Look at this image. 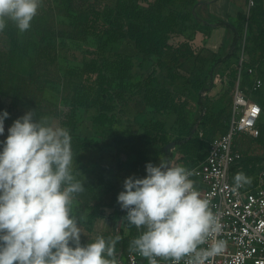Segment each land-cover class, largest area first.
I'll list each match as a JSON object with an SVG mask.
<instances>
[{
  "label": "trees",
  "instance_id": "obj_1",
  "mask_svg": "<svg viewBox=\"0 0 264 264\" xmlns=\"http://www.w3.org/2000/svg\"><path fill=\"white\" fill-rule=\"evenodd\" d=\"M45 3V19L41 21L36 18L30 26L37 32L38 41L33 43L32 55L28 59V71L21 73L6 67V63L0 61V110H7L10 114L5 120V134L0 136V140L5 139L7 128L19 117L18 106L23 104L33 107L37 118H57L60 126L69 129L75 174V167L87 161V150L97 145L94 139L79 134L78 113L91 109V124L102 132L112 134L109 142L116 146L113 157L117 159L119 167L131 153L140 155L137 143L144 142H161L160 153L167 163L170 148L177 140L183 148L185 156L182 161L188 165L187 168L193 167L198 160L203 159L206 151L199 158L196 154L199 139L206 138V133H203L202 137L192 138L194 124L189 125L186 120V110L191 108V103L183 93L172 89L177 80L188 81L190 88L197 91L199 100L200 93L209 89L202 72H193L186 78L173 66L180 56L187 58L195 53L196 47L178 40L191 21L190 8L195 6V0H46ZM56 16L62 17L63 20L58 21ZM215 24L231 31L229 51L223 60L240 51L242 32L246 27L248 34L245 42L254 45L260 57L254 60L250 56V47H243L248 59L230 70L231 88L234 86L239 66L244 70L243 84L251 87L252 80L246 69L255 67L262 85L251 91L255 95H250L259 102L256 94L264 83L261 72L264 66L262 0H255V5L248 15L239 14L237 25L233 26L221 20H216ZM3 31L1 33H4ZM11 35V39L16 36L14 32ZM25 39L27 43L31 40L29 29L26 30ZM66 40L79 50L82 60L77 66L61 71L58 58ZM2 56L4 57V54L0 51V57ZM194 58L200 63L205 61L201 51L196 52ZM135 60L138 78L133 71ZM153 60L155 66L144 73V64ZM158 71L164 72L165 83L159 81ZM49 86L59 87L62 107L44 96L45 89ZM139 103L153 113L175 115V123L181 128V132L188 131L187 137L169 141L163 123L152 119L143 125L144 131L137 140L132 135H127L126 131L115 129L116 125L121 124V118L130 112L131 104ZM208 120V129L216 127L220 134L227 131V122L218 123L212 117ZM263 128H259L256 137L244 133L234 137L233 148L243 155L241 165L252 159L249 156L252 152H249L248 145H244L248 141L261 143ZM245 135L249 136L248 140ZM90 174L92 173L89 172ZM133 175L138 178L146 175L140 161H132L125 172L126 178ZM234 176L235 172L233 178ZM81 183L84 184V191L76 194L74 198L79 201L81 211L85 212L86 230L90 231V224L96 219L115 220L120 217L122 210L117 203V195L123 190V184L120 188L113 184L107 177L106 169H100L96 173L95 181ZM106 208L112 211L106 213ZM98 236L106 239L119 236L120 239L115 245V256L118 264H126L125 261L120 262L118 256L123 254L126 257L130 239L118 232H102ZM96 238L83 237L81 244L93 242Z\"/></svg>",
  "mask_w": 264,
  "mask_h": 264
},
{
  "label": "clouds",
  "instance_id": "obj_2",
  "mask_svg": "<svg viewBox=\"0 0 264 264\" xmlns=\"http://www.w3.org/2000/svg\"><path fill=\"white\" fill-rule=\"evenodd\" d=\"M42 0H0V32L12 21L28 30ZM10 114L0 110V136ZM69 129L26 111L0 140V264H118L115 245L120 237L98 236L81 244V228L73 215V199L84 184L73 174ZM142 178L129 176L117 203L125 219L141 234L130 250L157 264H206L220 254L224 241L210 201L196 189L184 166L145 164ZM235 188L251 183L243 172ZM210 242V243H209ZM208 244V247H201Z\"/></svg>",
  "mask_w": 264,
  "mask_h": 264
},
{
  "label": "rangeland",
  "instance_id": "obj_3",
  "mask_svg": "<svg viewBox=\"0 0 264 264\" xmlns=\"http://www.w3.org/2000/svg\"><path fill=\"white\" fill-rule=\"evenodd\" d=\"M45 1L42 0V3L37 11L36 16L31 21V24L34 23L35 19H41L43 21L45 19ZM263 2V0H262ZM192 18L191 21L187 24V28L184 33L179 36V42H184L192 47H196L195 53L201 51L203 49V44L207 36L209 35L210 28L207 25H202L197 19L196 14L199 13L194 10V7L190 8ZM58 21H62L63 18L60 16H56ZM0 32V51L4 54V57H0L1 63L5 62L6 67L19 71L21 73H25L28 71V59L32 55L33 43L38 41L37 32H34L31 27L29 28L30 33V42H26L25 33L21 32L17 29L16 25L12 21L6 22V27L3 31ZM15 33V38L11 39V34ZM248 34L246 27H244L242 32L241 39V49L237 54L231 55L228 59L223 60L226 53L229 51L230 40L228 42L227 50H222L221 52H217L214 54L215 56L210 59V63L198 62L195 60L194 55L185 58L184 56H180L179 60L176 64H171L176 67L186 78H189L191 73H201L205 76L206 85L209 87L208 90L202 91L200 93V100L197 94V91H193L190 88V83L185 80H177L172 89L177 93H183V96L186 97L191 103V108L186 110V120L189 125L194 124V133L193 137L198 136L202 137L203 133H206V138H200L199 148L197 147V158L204 155L206 149L210 141L216 138L220 133L217 131V128L214 127L212 129H208L210 127V123L208 118L212 117L214 120H217L218 123L225 124L228 123L230 117V105H231V87L232 80L230 78V70L233 69L236 65H240V61H245L248 59V55L246 51L243 50V47H250V56L253 57L254 60L259 59V51L255 48L254 45H248L245 42V37ZM65 46L61 48L60 46V54L58 58V66L61 71H63L67 67L77 66L82 57L80 55L79 50H76L69 41H65ZM94 43V42H93ZM93 43L91 44L93 46ZM166 60L168 56L165 57ZM167 60V61H168ZM209 61V60H207ZM136 60L133 62L135 77H139V72L136 66ZM153 66H155V60L146 62L144 64L143 71L147 73ZM262 75L264 81V66L262 67ZM157 77L160 82L165 83L164 72L158 71ZM210 85V86H209ZM249 92V91H248ZM247 92V93H248ZM255 95L253 92H249V95ZM44 96L55 103H57L60 107H62L61 103V94L58 86H49L45 89ZM259 102L263 107V114L259 120V128L261 126L264 127V83L258 94ZM36 110L33 107H29L27 105L20 104L17 108L18 116H22L26 111ZM93 110L89 109L86 111H80L78 113V121H79V134L81 136H86L94 139L97 143L96 146H92L87 150V161L82 162L78 166L75 167L74 176L76 179L79 176L85 181H92L95 179L96 173L99 172L100 169H106L107 174L109 176V180L115 184L117 187H121L123 184L125 177V172L129 169L130 165L127 161L125 166H117V159H114L113 153L115 152V144L110 143L109 140L112 137V134L109 132H102L100 128L93 126L90 122V115ZM149 119L161 121L163 123L167 139L169 141H176L177 139H184L187 137L188 131L184 130L181 132V128L175 123V115H161L157 113H153L149 108L144 107L141 103L131 104L130 112L128 115L123 116L121 118V124L116 125L115 129L119 131H126L127 135H132L135 140L140 137L143 133L144 128L143 125L147 124ZM50 122L54 124H58L60 126L59 120L57 118H49ZM122 133V132H121ZM106 135V136H105ZM109 135V138L107 136ZM111 136V137H110ZM245 138H249L248 135H245ZM107 139V140H106ZM249 142V141H248ZM244 145H248L249 156L252 158L248 162L242 164L239 168L235 170V174L243 172L247 177H251L257 173L259 168L264 164V128L262 135V142L255 143L250 142ZM140 148V155L137 154L135 160L140 161L142 165V170H145V164L147 162H151L154 165H159L157 159L160 155V147L161 142H151V143H137ZM183 148H181V143L179 140L176 141L175 145L170 148V157L169 164L172 166H184L187 169V164L182 161L184 157ZM134 160V161H135ZM164 160V159H163ZM202 159L197 161V164ZM196 164V165H197ZM104 166V167H103ZM89 172L92 173L89 175ZM89 179V180H87ZM114 210V209H113ZM112 209L106 208L105 212H111ZM125 216V215H124ZM129 226V235L127 236L130 239V242L136 238L135 229L127 222ZM82 233L87 237L86 227L82 226ZM130 249V248H129ZM120 262L125 261L126 257L123 254H120ZM159 261H163L164 259L158 258ZM146 263V260H142L141 264Z\"/></svg>",
  "mask_w": 264,
  "mask_h": 264
},
{
  "label": "built area",
  "instance_id": "obj_4",
  "mask_svg": "<svg viewBox=\"0 0 264 264\" xmlns=\"http://www.w3.org/2000/svg\"><path fill=\"white\" fill-rule=\"evenodd\" d=\"M254 5L255 0H246L247 15ZM243 71L239 66L231 91L227 131L210 141L197 165L187 168L201 197L210 201V207L219 219L221 230L216 239L225 242L223 251L210 257L206 264H264V164L249 177L250 184L237 189L233 180L235 167L239 168L243 161V155L233 148L234 137L240 133L258 136V122L263 112L261 104L249 95L262 85V80L255 67H248L246 72L252 80V86L248 87L243 84ZM122 213L126 215L123 210ZM132 227L137 238L142 229ZM143 259L146 260L144 264H148L139 253L127 251L126 264H141ZM157 264L172 262L157 258ZM181 264H186V260Z\"/></svg>",
  "mask_w": 264,
  "mask_h": 264
},
{
  "label": "crops",
  "instance_id": "obj_5",
  "mask_svg": "<svg viewBox=\"0 0 264 264\" xmlns=\"http://www.w3.org/2000/svg\"><path fill=\"white\" fill-rule=\"evenodd\" d=\"M195 3L194 10L199 13L198 15L196 14V19L202 25H207L210 28L209 35L202 46L203 49H201V55L205 59L203 64L205 65L206 63H210V59L215 56L214 54L227 50L228 42L231 39V31L224 26L216 25V20L224 21L233 26L237 25L239 23V14L243 13L247 15L246 0H195ZM136 156V154L131 153L122 165L126 167L127 161L130 165ZM161 159H163L162 155L158 157L157 162L160 163ZM107 177L109 178L108 174ZM77 180L81 182L85 181L82 176H79ZM92 181H95V179H92ZM72 209L73 215L77 217L79 226L83 232L82 226L86 227V216L85 212L81 211L79 201L75 198L73 199ZM124 215V213H121L120 217L115 220L108 218L94 220L90 224V231L87 230L86 232L87 237L81 233V238H96L102 232H109L111 234L118 232L122 236L127 237L129 235V226L127 221L123 219Z\"/></svg>",
  "mask_w": 264,
  "mask_h": 264
}]
</instances>
